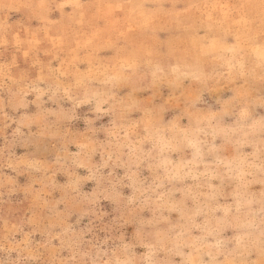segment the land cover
<instances>
[{"label":"rangeland","instance_id":"obj_1","mask_svg":"<svg viewBox=\"0 0 264 264\" xmlns=\"http://www.w3.org/2000/svg\"><path fill=\"white\" fill-rule=\"evenodd\" d=\"M0 264H264V0H0Z\"/></svg>","mask_w":264,"mask_h":264}]
</instances>
